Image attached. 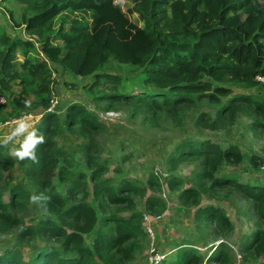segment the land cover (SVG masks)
Masks as SVG:
<instances>
[{
  "label": "trees",
  "instance_id": "1",
  "mask_svg": "<svg viewBox=\"0 0 264 264\" xmlns=\"http://www.w3.org/2000/svg\"><path fill=\"white\" fill-rule=\"evenodd\" d=\"M20 1L25 4L20 18L16 20L13 14L10 18L15 26L22 27L25 37L0 27V94L11 92L18 80L20 91L12 98L16 108H28L24 101H32L30 94L44 105L36 127L46 142L37 149L38 164L4 155V147H0V178L15 162L26 164L34 188L32 193L22 183L10 184L7 201L2 199L4 189H0V231L16 229L20 245L38 238L55 239L59 244L39 245L28 259L20 248H6L0 253V264H123L134 258L145 237L143 213L135 211L133 205L138 183L123 179L113 184L109 177H103L106 164L92 155L88 157L89 175L70 169L66 151L56 143L57 113L47 110L52 70L91 76L89 90H99L97 99L111 104L131 102L137 108L175 111L193 102V94L217 101L220 96H230L215 117L208 116L205 127L227 128L238 111L250 110L255 118L252 128L264 130V97L234 92L228 86L264 87L255 80L256 75L264 74V0H132L127 12L115 0ZM128 14L138 15L141 24L130 20ZM112 61L142 69L139 93L133 95L119 88L121 76L105 70ZM76 102L68 104L63 122L82 128L98 126L95 116ZM85 149L90 148L85 145ZM63 157L65 164L59 165ZM168 159L171 169L187 159L198 160L192 177L194 187L184 186L174 174L167 178L170 188H181L178 198L183 204L197 207L194 218L198 226L213 224L222 237L234 230L223 208L201 205L207 182L211 188L236 187L249 201L251 215L259 225L264 223V182L240 183L234 174L218 175L224 164L242 161L238 147L220 148L209 139L183 141ZM56 176L66 184V194L58 192L52 183ZM156 183L157 177L151 173L148 188L153 190ZM89 185L95 198L104 195L111 204L126 202L132 212L127 216L118 212L99 215L87 200ZM146 190L144 187L142 194ZM33 194L47 197L38 203L54 217H42L35 224L23 221L19 214ZM145 208L161 213L165 201L149 194ZM93 229L90 247L83 234ZM193 245L189 240L177 244L174 259L168 264H202L203 257ZM240 250L244 260L264 264V260L258 261L264 257V226L245 237ZM231 254V247L219 242L207 261L228 264Z\"/></svg>",
  "mask_w": 264,
  "mask_h": 264
},
{
  "label": "rangeland",
  "instance_id": "2",
  "mask_svg": "<svg viewBox=\"0 0 264 264\" xmlns=\"http://www.w3.org/2000/svg\"><path fill=\"white\" fill-rule=\"evenodd\" d=\"M124 12L132 5V0H115ZM25 4L20 0H0V27L12 35L22 34V28L12 23L10 14L18 20L24 11ZM130 20L141 24L136 14H128ZM22 36V37H23ZM19 57H22L21 55ZM105 70L121 76L119 88L124 92L137 94L141 90L142 69L110 62ZM53 93L58 103L54 108L59 125L56 132V143L67 153L70 169L75 172L90 174L88 157H96L99 163L106 164L107 170L103 177H109L112 183L117 185L123 179L133 180L138 183L136 193L133 194L135 211L143 215H161V218L151 223L153 236L147 233L144 222L145 237L141 240L134 258L125 260L123 264H145L150 253L161 252L166 254L160 264H168L174 259L176 246L182 241L195 243L196 250L203 257L202 264H217L207 261L211 249L219 242L227 243L232 250L228 264H255L253 261L244 260L240 250V243L260 225L256 218L248 210L249 201H246L239 190L232 185H224L221 188H211L207 182L206 190L201 196V205L210 204L223 208L233 222L234 230L228 237H222L215 230L213 224L209 227L198 226L194 220L197 207L186 205L179 200L180 187L170 188L167 178L174 174L182 179L184 186H195L192 181L194 171L198 170V160L187 159L171 169L169 155H173L177 144L183 141L209 139L220 148L231 145L238 147L243 159L236 164L233 161L224 164L218 175L234 174L240 183H261V165L264 162V130L252 128L255 118L250 110L238 111L224 129L211 130L205 127L208 116L215 117L221 106L226 104L230 96H220L219 100H212L205 96L193 94V102L182 104L177 110L167 109L151 110L147 107H135L131 102L115 101L112 104L107 100H99L95 96L99 90L92 92L89 85L92 84L91 76L72 75L59 69H53ZM234 92H244L264 97V87H244L229 85ZM19 81H15L11 92L6 93L7 104L0 106V135L10 131L13 122L22 115H29L36 125L44 113V105L37 103L36 97L30 94L34 101L31 107L25 110L14 106L12 98L20 91ZM77 101L86 107L96 118L98 126L80 127L79 125H66L63 120L70 102ZM76 102V103H77ZM111 104V105H110ZM112 111L111 113H105ZM228 118V117H227ZM262 119L261 117H259ZM228 120V119H227ZM18 143L15 146L18 147ZM89 146V150L85 149ZM13 145H9V148ZM9 148L2 150L4 155L15 157L9 152ZM63 157L59 165L65 164ZM26 164L15 162L12 166L3 170L0 178V189L3 191V200H8V187L10 184L22 183L33 193L34 188L26 174ZM172 170V171H170ZM153 173L157 177L155 187L148 188L147 179ZM52 183L58 192L66 194V184L58 177H53ZM91 184V183H90ZM147 190L142 194V189ZM161 196L165 201V209L161 213H151L145 208V199L149 194ZM79 197V196H78ZM87 200L90 201L97 213L118 212L127 216L132 212L126 202L111 204L104 195L98 199L91 193L89 185ZM19 216L26 224H35L40 218L54 217L44 211L38 202H30L20 212ZM16 229L0 231V253L4 249L20 248L25 259L39 245L52 244L58 246L55 239L38 238L30 244L20 245L16 240ZM85 243L92 247L95 237V229L84 233ZM29 254V255H28ZM260 257L258 261H263Z\"/></svg>",
  "mask_w": 264,
  "mask_h": 264
},
{
  "label": "clouds",
  "instance_id": "3",
  "mask_svg": "<svg viewBox=\"0 0 264 264\" xmlns=\"http://www.w3.org/2000/svg\"><path fill=\"white\" fill-rule=\"evenodd\" d=\"M25 107H31L32 101L26 99ZM2 127V126H0ZM18 143V147L15 146ZM46 142L44 133L40 132L36 125L31 121L29 115L18 117L11 127L10 131L0 135V147L9 148V152L20 160H31L32 163L38 164L39 157L37 149ZM47 200L43 194H33L30 196V202H40Z\"/></svg>",
  "mask_w": 264,
  "mask_h": 264
},
{
  "label": "built area",
  "instance_id": "4",
  "mask_svg": "<svg viewBox=\"0 0 264 264\" xmlns=\"http://www.w3.org/2000/svg\"><path fill=\"white\" fill-rule=\"evenodd\" d=\"M52 79L54 78V73L52 72L51 74ZM255 80L260 84V85H264V74H258L255 76ZM7 97L6 95H1L0 94V106L7 104ZM58 103V99L55 95V93H53V90L50 94V99H49V105L47 110H52L54 111L55 106ZM112 111H106L105 113H111ZM261 178L262 181L264 182V162L262 163L261 167ZM161 215H143V222H144V226L145 229L147 231V233H149V235L153 236V230L151 228V223L160 219ZM166 256V254L161 253V252H154V253H150L147 258H146V262L145 264H160L162 262V260L164 259V257Z\"/></svg>",
  "mask_w": 264,
  "mask_h": 264
},
{
  "label": "crops",
  "instance_id": "5",
  "mask_svg": "<svg viewBox=\"0 0 264 264\" xmlns=\"http://www.w3.org/2000/svg\"><path fill=\"white\" fill-rule=\"evenodd\" d=\"M22 28V27H21ZM22 31V34H23V29L21 30ZM21 36H23V35H21ZM23 37H25V36H23ZM194 220H195V218H194ZM181 243V242H180ZM179 243V244H180ZM196 244L194 243V245H193V247L194 248H196V246H195ZM177 247V246H176ZM214 248V247H213ZM213 248L211 249V252H210V254L212 253V251H213ZM197 249V248H196ZM209 257V256H208ZM208 257H207V259H208Z\"/></svg>",
  "mask_w": 264,
  "mask_h": 264
}]
</instances>
